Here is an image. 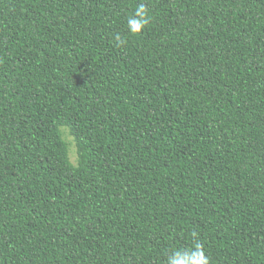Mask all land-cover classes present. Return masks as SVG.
Instances as JSON below:
<instances>
[{"label":"trees","instance_id":"1","mask_svg":"<svg viewBox=\"0 0 264 264\" xmlns=\"http://www.w3.org/2000/svg\"><path fill=\"white\" fill-rule=\"evenodd\" d=\"M193 232L264 264V0H0V264H166Z\"/></svg>","mask_w":264,"mask_h":264},{"label":"clouds","instance_id":"2","mask_svg":"<svg viewBox=\"0 0 264 264\" xmlns=\"http://www.w3.org/2000/svg\"><path fill=\"white\" fill-rule=\"evenodd\" d=\"M152 17L144 3L138 4L133 13L126 21V31L128 35L137 36L142 33L150 23ZM114 43L117 48L126 46L127 37L121 33H116ZM193 242L190 247L173 249L167 255L166 264H210L208 256L205 254L203 244L195 239L197 233L193 232Z\"/></svg>","mask_w":264,"mask_h":264},{"label":"rangeland","instance_id":"3","mask_svg":"<svg viewBox=\"0 0 264 264\" xmlns=\"http://www.w3.org/2000/svg\"><path fill=\"white\" fill-rule=\"evenodd\" d=\"M65 137L68 141H71V137L67 134V131H65ZM69 155H70V160L71 162H75V157H76V154H75V148H74V145H70V150H69Z\"/></svg>","mask_w":264,"mask_h":264}]
</instances>
